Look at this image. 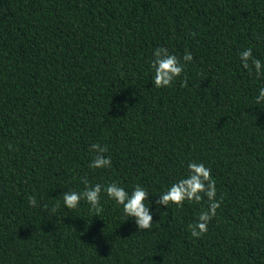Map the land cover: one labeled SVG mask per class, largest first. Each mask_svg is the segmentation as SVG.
Listing matches in <instances>:
<instances>
[{"label": "trees", "instance_id": "obj_1", "mask_svg": "<svg viewBox=\"0 0 264 264\" xmlns=\"http://www.w3.org/2000/svg\"><path fill=\"white\" fill-rule=\"evenodd\" d=\"M157 47L193 55L171 87L152 83ZM246 48L264 63V0H0V264H264V76ZM94 143L111 168H89ZM191 161L222 198L202 238L203 193L155 203ZM81 177L144 186L152 229L103 192L99 217L68 210Z\"/></svg>", "mask_w": 264, "mask_h": 264}, {"label": "clouds", "instance_id": "obj_2", "mask_svg": "<svg viewBox=\"0 0 264 264\" xmlns=\"http://www.w3.org/2000/svg\"><path fill=\"white\" fill-rule=\"evenodd\" d=\"M190 35L195 37L196 33H190ZM153 57L150 68L154 73L152 83L156 88L171 87L174 81L185 72L187 63L193 60L192 53L186 49L182 57L185 63H181V58L171 54L166 47H157L153 51ZM240 60L242 67L249 69L250 74L251 70H254L258 78L264 76V63L253 55L252 48L244 49L240 53ZM181 86H187L186 78L181 79ZM255 104H264V86L260 87L258 95L255 97ZM90 149L95 152V156L89 163V168L108 169L112 167L111 157L104 155L108 152L107 146L94 143L90 145ZM187 169V176L178 179L167 190L160 192L155 203L157 208L160 205L168 208L170 204H174L178 209H182L186 201L200 204L203 199L201 194L203 193L209 202L208 207L199 213L195 223L188 226L192 237L202 238L208 232V225L216 216L217 209L221 207L222 198L219 201L216 200V181L212 177L209 167L202 162L191 161L187 164ZM80 182L84 185L82 191L68 189L67 192L61 195L63 205L68 210L77 209L81 200H83L89 204V210L94 213V216L99 217V214L103 211V205L101 204V193L103 192L116 205L122 206L125 219L135 218L138 231L152 229L153 217L149 209V191L144 186L135 184L129 192L117 181H112L107 185L101 183L92 185L87 177H81ZM27 200L31 207H39L34 195H29ZM59 207L60 203L58 201L53 206L52 211L57 212Z\"/></svg>", "mask_w": 264, "mask_h": 264}]
</instances>
